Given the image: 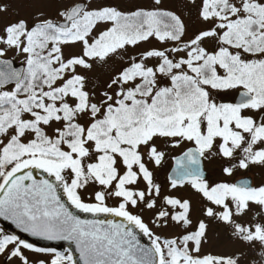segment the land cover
I'll return each instance as SVG.
<instances>
[{"label":"snow or ice","instance_id":"obj_1","mask_svg":"<svg viewBox=\"0 0 264 264\" xmlns=\"http://www.w3.org/2000/svg\"><path fill=\"white\" fill-rule=\"evenodd\" d=\"M28 4L0 2V220L68 247L0 227V264H264V0Z\"/></svg>","mask_w":264,"mask_h":264},{"label":"rangeland","instance_id":"obj_2","mask_svg":"<svg viewBox=\"0 0 264 264\" xmlns=\"http://www.w3.org/2000/svg\"><path fill=\"white\" fill-rule=\"evenodd\" d=\"M0 2H6L11 4V8L8 12V14L5 16V20L9 18H15L16 13L18 12L21 16L28 17L30 13L33 11V9L29 6L28 0H0ZM19 63V61H17ZM170 166V162H169ZM166 169L165 171L167 170ZM212 167V166H210ZM165 171H162L159 173V179L161 182L164 180ZM7 230V229H6ZM223 239L220 242H214L213 250H217L219 246L223 243Z\"/></svg>","mask_w":264,"mask_h":264},{"label":"water","instance_id":"obj_3","mask_svg":"<svg viewBox=\"0 0 264 264\" xmlns=\"http://www.w3.org/2000/svg\"><path fill=\"white\" fill-rule=\"evenodd\" d=\"M0 222L3 223V225L8 231L17 233L23 236L24 238L29 239L31 242H34L38 247H55L57 248V250H60V251H63L65 248L68 247V244L63 241L61 242L45 241V240H37L36 238H33V237H28L26 234L19 233V231L15 229L14 225H10L8 222L2 221V220H0Z\"/></svg>","mask_w":264,"mask_h":264},{"label":"trees","instance_id":"obj_4","mask_svg":"<svg viewBox=\"0 0 264 264\" xmlns=\"http://www.w3.org/2000/svg\"><path fill=\"white\" fill-rule=\"evenodd\" d=\"M0 227H2V225L0 224Z\"/></svg>","mask_w":264,"mask_h":264}]
</instances>
